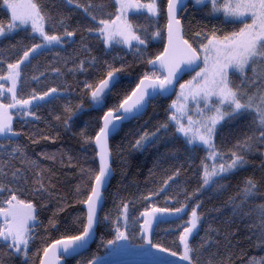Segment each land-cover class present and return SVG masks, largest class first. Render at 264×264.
<instances>
[{
  "label": "snow or ice",
  "instance_id": "snow-or-ice-1",
  "mask_svg": "<svg viewBox=\"0 0 264 264\" xmlns=\"http://www.w3.org/2000/svg\"><path fill=\"white\" fill-rule=\"evenodd\" d=\"M192 2L205 10L209 23L199 24L188 32L181 11L187 13L188 0H3L8 15L0 19V36L21 31L29 42L21 39L9 46L16 52L15 59L4 55L7 49H0V245H3L0 264H11L14 257L18 258V264H37V260L38 264H67L66 257L87 251L101 223L111 226V238L101 237L103 255L92 254L83 264H129L119 257L130 254L151 257L146 264H234L231 252L226 251L225 255L218 250L206 252L212 244H218L213 236L219 235L218 228L209 224L199 242L193 243L191 238L199 232L198 226L205 217L200 210L203 200L197 199L198 195L210 193L209 199L223 195L229 187L228 177L246 167L250 163L248 157L256 153L261 156L264 169V0ZM109 7L113 11H106ZM63 8L72 11L65 12ZM74 12L80 16L75 26L69 23ZM130 15L143 17L145 22L133 20ZM161 19L165 20L162 26ZM213 20L224 27L211 23ZM77 35L80 36L79 48L64 57L59 52L54 53V61L62 63L63 69L51 66L50 62L47 72L75 79L77 75L89 74V69L103 67L101 78L76 81L83 85L81 91L89 97V108L102 111V115L78 127L75 121L84 106L65 100L53 119L66 131L78 127L74 135L82 145L94 146L99 165L98 168L75 165L81 180L73 189V203L84 206L86 212L73 218L76 234H61L52 239L38 235V226L43 224L39 215L55 203L43 231L58 230V217L69 207L68 196L57 191L51 177L45 176L47 170L38 159L28 155L26 145L18 142V137L24 133L15 129L14 117L24 123H29V118L39 121L41 117L33 111L39 109L38 102L51 103L73 94L74 89L67 79L46 90L31 88L25 93L23 86L45 77V72L39 71V64H32L35 57L76 43ZM88 36L95 37L104 46L105 53L116 48L132 52L136 63L145 70L135 76L122 77L129 66L121 62L116 67L109 60L101 63L92 55L86 40ZM158 40L163 42L162 50L149 54L150 43ZM81 52L87 55L81 57ZM112 59L123 60L118 52ZM29 65L34 73L31 76L26 71ZM185 74H190L188 79H183ZM122 79L129 81L130 91L122 95L116 93L117 102L104 110ZM173 93L175 98L165 109V119L157 121L152 130L140 131L132 147L146 149L154 141L179 140L182 145L174 143L167 154L182 155L190 166L202 150L204 155L199 156V163L195 164L197 187L188 191L185 185L177 183L184 171L181 164L147 195L139 196L148 206L138 215L131 214L135 211L134 201L121 200L116 206L115 218L110 213L101 216L105 185L113 173L110 138L125 122L143 116L150 103L158 98L167 99ZM244 116L250 117L244 125L247 131L242 132L231 147L218 145L219 128ZM28 135L33 144L38 142L32 134ZM41 155L55 159L54 155ZM72 159L68 157L69 162ZM13 161H18L20 167L13 166ZM261 181H264V172L259 178L246 177L237 186V192L227 197L226 203L231 205L233 217H256L246 225L250 233L246 238H254L252 246L264 251ZM160 196H164L165 203L178 206L148 204ZM257 199L261 202L250 203ZM246 207L248 211H244ZM220 210L216 208L217 212ZM177 220L180 221L176 225L179 243L175 249L154 242L159 224ZM38 239L41 247L30 256ZM244 264H264V255L249 256Z\"/></svg>",
  "mask_w": 264,
  "mask_h": 264
},
{
  "label": "trees",
  "instance_id": "trees-1",
  "mask_svg": "<svg viewBox=\"0 0 264 264\" xmlns=\"http://www.w3.org/2000/svg\"><path fill=\"white\" fill-rule=\"evenodd\" d=\"M101 2V0H96ZM187 13L182 10V15L185 17V30L191 32L199 24H208L209 21L205 19V10L197 6H194L192 0L187 5ZM63 11H72L71 8H63ZM106 11L111 12V7ZM7 9L3 5V0H0V19L7 18ZM106 18V17H105ZM133 20H137L140 23H144L143 17L131 16ZM80 19L77 13H73L70 24L75 26L76 20ZM190 22V23H189ZM162 26L165 23L164 19L159 21ZM211 23L224 27L219 21L213 20ZM229 29L231 25L227 26ZM23 39L25 43H28V37L24 32L15 31L9 33L6 36H0V49H7L4 55L10 59L16 58L15 50H12L9 46L16 44L18 40ZM87 42L92 48V55L97 56L102 63L104 60H109L113 63V66L119 67L123 62L128 65L125 71L122 73V77L135 76L137 73H141L145 69L138 65L133 57L132 52L116 48L113 51L105 53L104 46L93 36L86 37ZM80 36L77 35L76 43H72L64 48L57 47L51 52L43 53L35 57L32 61L33 65L39 64V71L45 72V77L39 82L30 81L28 85L23 86V91L27 93L31 88H37L38 90H46L47 87L57 86L67 79L71 82L74 92L71 96L63 97L59 100H54L51 103H40L39 109H33L37 112V115L41 117L39 121L30 119L29 123H24L19 117H14V127L17 131L24 134L18 137V142L22 145H26V151L28 155L33 159H38L42 168L46 169V177H51L52 183L55 184L57 191L66 193L68 196L69 207L66 208L58 217L60 228L55 231H49L45 233L43 231L44 225L47 224L48 216L51 215L52 208L56 207L55 203L48 206L47 209L41 211L39 218L43 221V224L38 226V235L40 237L50 236L52 239L59 238L61 234H76V229L73 227V218L81 213H84L82 205L74 204L75 199L73 195L74 187L80 182L81 177L78 174L77 167L75 165L82 164L93 168H98V162L95 156L96 149L92 145H82L79 138L74 135L77 132L78 127H83L86 121H92L93 117L102 115V111H95L89 108V97L83 93L81 89L82 84H77L76 81L94 80L102 77L105 69L103 67H97L89 69L87 75H77L75 79L72 76L57 77L55 74L47 72L49 63L51 66L59 67L63 69L62 63H56L54 61V53L59 52L61 57L68 56L73 52V49L79 48ZM163 42L156 41L151 42L148 48L149 54H154L158 50H162ZM119 53L123 60L113 61V56ZM84 52L80 53L81 57L86 56ZM29 76L33 75L32 66L29 65L26 69ZM38 74V73H36ZM190 75V74H189ZM189 75H186L183 79H188ZM134 86V83L131 85ZM130 91L129 81L122 79L121 83L113 90V94L108 98L105 109L117 102L116 93L124 94L125 91ZM175 98H158L149 104L146 112L137 120H133L124 123L120 131L111 138L110 145L113 148L112 168L113 178L107 190H105L103 209L100 213L103 216L105 213H110L113 218L116 216V206L121 200L134 201L135 211L131 212L133 216L138 215L140 211H143L148 205L139 200L140 195H147V192L157 187L162 183L171 171L175 167L183 165L184 171L182 172L180 179L177 183L185 185L188 191H192L197 187V176L195 173V164L199 163V156L204 155V152L200 150L197 154V159L194 164L190 166L184 162L182 155H169L168 150L173 147V144L182 145V141L174 140L172 142H164V140L154 141L146 149H134L132 144L136 138V135L143 131L144 128L152 130V126L157 121H163L165 119V109L171 99ZM65 100H71L75 103H82L84 110L79 113L76 118V125L78 127L72 128L70 131H66L61 125L53 119L54 115L61 111V106ZM250 117H240L230 123H224L219 128L216 142L218 145H222L223 148L231 147L235 143L240 134L247 129L244 127L246 120ZM171 131V129H170ZM32 134L34 139L38 142L33 144L29 139V135ZM94 134V133H93ZM163 136V134H162ZM42 137H49L43 139ZM43 154L54 155L55 159H46ZM72 156L73 159L69 162L68 157ZM250 163L243 169L237 171L234 175L228 177L227 183L229 185L228 190L221 196H212L209 199L210 193H205L203 196H197V199L203 200V207L200 209L205 213L203 222L198 226L199 232L191 239L193 243H197L201 236L205 235V229L209 224L214 228L219 229V235L213 234L214 239L218 241V244H212L211 247L206 249V252H212L218 250L221 255H225L226 251L232 253V260L234 264H244V260L249 256H261L264 255V251L259 248L253 247V240H249L246 237L250 235L246 228V225L251 224L256 217H233L231 205H228L227 197L237 192V186L249 176L259 178L264 172L261 168V156L259 153L248 157ZM85 161L87 162L85 164ZM13 166L20 167L18 161H13ZM29 181H31V173H29ZM171 191V189H170ZM260 192H264V181H261ZM169 193H165L168 195ZM183 199V197H181ZM259 199L250 202L251 204L260 203ZM157 203L160 207H176V204H167L164 201V196L158 197L156 200L148 201V204ZM195 203V201H192ZM216 208H220L219 212ZM190 211V207L188 209ZM131 211V209H130ZM248 211V207L244 209ZM183 219H187L184 216ZM180 221H174L171 223H161L158 225L154 242L159 241L165 246H171L174 249L179 243V230L176 229V225ZM110 225L101 223L97 228L96 238L91 247L79 256L71 257L66 260L67 264H77L78 261L83 262L90 259L92 254L103 255L104 249L100 244L101 237L104 239L111 238ZM171 229V231H165ZM182 230V229H181ZM231 233V235H230ZM175 241V244H173ZM135 243H140L139 240H135ZM3 245H0L2 248ZM41 247V241L38 239L32 246L31 256L35 252L36 248ZM11 264H18V258H13ZM38 264V260H37Z\"/></svg>",
  "mask_w": 264,
  "mask_h": 264
},
{
  "label": "water",
  "instance_id": "water-1",
  "mask_svg": "<svg viewBox=\"0 0 264 264\" xmlns=\"http://www.w3.org/2000/svg\"><path fill=\"white\" fill-rule=\"evenodd\" d=\"M191 0H188V4H189V2H190ZM187 4V5H188ZM182 11V10H181ZM166 38V37H165ZM186 75H189V74H185L184 76H183V78L186 76ZM177 88H178V84H177ZM174 94L175 93H173L171 96H169L168 98H171L172 96H174ZM147 110V109H146ZM146 112V111H145ZM125 123H127V122H125ZM121 129V128H120ZM120 129H119V131H120ZM118 131V132H119ZM116 134H114L113 135V137L115 136ZM112 138V137H111ZM111 138H110V140H111ZM96 159H97V162H98V165H99V159H98V157H96ZM111 166H112V162H111ZM113 175H114V172L112 173V176L110 177V179H109V181L106 183V185H105V189H104V193H105V190H107L108 189V187H109V185H110V182H111V180H112V178H113ZM82 208L84 209V211L86 212V208L84 207V206H82ZM96 235H97V230H96ZM95 238H96V236H95ZM95 240V239H94ZM94 240L90 243V245H89V247H88V249L91 247V245L93 244V242H94ZM87 249V250H88ZM82 254V253H81ZM69 258H71V257H66L65 259L67 260V259H69Z\"/></svg>",
  "mask_w": 264,
  "mask_h": 264
},
{
  "label": "bare ground",
  "instance_id": "bare-ground-1",
  "mask_svg": "<svg viewBox=\"0 0 264 264\" xmlns=\"http://www.w3.org/2000/svg\"><path fill=\"white\" fill-rule=\"evenodd\" d=\"M119 259L129 262V264H146V262L150 261L146 258H132V257H119Z\"/></svg>",
  "mask_w": 264,
  "mask_h": 264
},
{
  "label": "rangeland",
  "instance_id": "rangeland-1",
  "mask_svg": "<svg viewBox=\"0 0 264 264\" xmlns=\"http://www.w3.org/2000/svg\"><path fill=\"white\" fill-rule=\"evenodd\" d=\"M125 257H132V258H146L148 260H151V257H147V256H141V255H136V254H130V255H125Z\"/></svg>",
  "mask_w": 264,
  "mask_h": 264
}]
</instances>
